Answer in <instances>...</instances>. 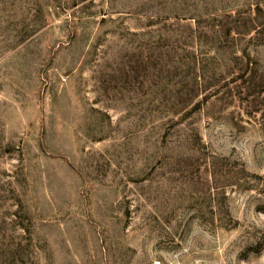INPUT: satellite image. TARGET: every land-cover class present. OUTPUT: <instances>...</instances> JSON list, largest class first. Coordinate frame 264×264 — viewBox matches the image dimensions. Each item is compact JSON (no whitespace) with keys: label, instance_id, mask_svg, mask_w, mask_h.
Here are the masks:
<instances>
[{"label":"rangeland","instance_id":"1","mask_svg":"<svg viewBox=\"0 0 264 264\" xmlns=\"http://www.w3.org/2000/svg\"><path fill=\"white\" fill-rule=\"evenodd\" d=\"M0 264H264V0H0Z\"/></svg>","mask_w":264,"mask_h":264},{"label":"trees","instance_id":"2","mask_svg":"<svg viewBox=\"0 0 264 264\" xmlns=\"http://www.w3.org/2000/svg\"><path fill=\"white\" fill-rule=\"evenodd\" d=\"M211 42V41H210ZM201 43V42H200ZM199 43V44H200ZM201 44H203V48H207V47H210L212 44L210 43V44H207L206 42H202ZM202 47V46H201ZM214 48H216L215 46H214ZM190 63L191 64H193V65H195L196 64V61L194 60V61H190ZM200 64H201V66H200V68H202V70H204V68H205V66H209V64L208 63H212V62H209V61H207V60H201L200 62H199ZM212 65V64H211ZM221 225H223V223H221Z\"/></svg>","mask_w":264,"mask_h":264}]
</instances>
